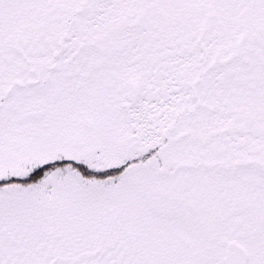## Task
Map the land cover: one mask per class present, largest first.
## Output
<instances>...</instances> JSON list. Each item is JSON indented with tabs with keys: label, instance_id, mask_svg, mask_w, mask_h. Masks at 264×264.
<instances>
[{
	"label": "snow or ice",
	"instance_id": "snow-or-ice-1",
	"mask_svg": "<svg viewBox=\"0 0 264 264\" xmlns=\"http://www.w3.org/2000/svg\"><path fill=\"white\" fill-rule=\"evenodd\" d=\"M0 264H264V0H0Z\"/></svg>",
	"mask_w": 264,
	"mask_h": 264
}]
</instances>
